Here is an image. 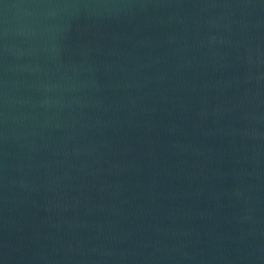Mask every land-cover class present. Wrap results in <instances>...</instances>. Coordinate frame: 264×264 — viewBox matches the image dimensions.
Here are the masks:
<instances>
[{
  "label": "water",
  "instance_id": "95a60500",
  "mask_svg": "<svg viewBox=\"0 0 264 264\" xmlns=\"http://www.w3.org/2000/svg\"><path fill=\"white\" fill-rule=\"evenodd\" d=\"M0 264H264V0H0Z\"/></svg>",
  "mask_w": 264,
  "mask_h": 264
}]
</instances>
